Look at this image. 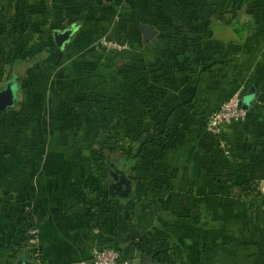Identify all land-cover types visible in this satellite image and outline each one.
Segmentation results:
<instances>
[{"label":"crops","instance_id":"1","mask_svg":"<svg viewBox=\"0 0 264 264\" xmlns=\"http://www.w3.org/2000/svg\"><path fill=\"white\" fill-rule=\"evenodd\" d=\"M193 1L234 26L240 41L219 38L212 14L169 9L167 29L138 20L137 6L180 0H0V94L8 101L0 109V264H91L92 250L107 245L130 264H151L159 251L174 264H222L218 244L227 264H264V229L215 180L222 167L242 166L264 194V0H248L237 15L232 0ZM141 24L157 30L154 42L143 41ZM70 27L57 46L52 32ZM96 38L125 47L107 57ZM236 91L249 97L247 114L226 125L230 153L221 157L206 119ZM122 110L124 131L138 119L148 132L168 131L126 172L120 163L98 166L92 153L96 117L105 133V118L124 121ZM122 173L132 182L129 208L114 197L111 214L97 215L98 195ZM23 207L38 243L17 251Z\"/></svg>","mask_w":264,"mask_h":264},{"label":"trees","instance_id":"2","mask_svg":"<svg viewBox=\"0 0 264 264\" xmlns=\"http://www.w3.org/2000/svg\"><path fill=\"white\" fill-rule=\"evenodd\" d=\"M248 0H232V7L234 10V14L237 15L241 13V9L246 6ZM195 2V3H193ZM136 13L138 16V20L144 22H151L156 27L160 29L164 26L165 29L171 27L170 22L164 21L163 22V14L167 13L169 9H173L176 11L177 9L184 10V12L196 14H212L213 18H216L221 23L218 28H226L229 27L225 24L223 19L219 18V16H214V12H209L208 5H204V3L199 1V5H196V1L193 0H180L179 5L174 6H165V5H152V6H137ZM150 10L152 11V15L150 14ZM141 12L142 15L139 13ZM212 15L210 17H212ZM149 16L153 18V21L149 20ZM208 20H211L210 18ZM169 24V25H168ZM162 25V26H161ZM233 28L234 32L238 35L237 39L229 40L231 42H239L241 37L239 33L236 31L234 26H230ZM97 39V38H96ZM94 39V42L99 49H106L104 46L99 45V41L102 39ZM96 40V41H95ZM107 40V39H106ZM114 41V40H110ZM116 42V41H114ZM117 43V42H116ZM94 44V45H95ZM120 44V43H118ZM123 45V44H122ZM47 47V46H45ZM111 49L110 51H115L116 48H108ZM43 57V56H42ZM125 60V59H124ZM42 61V60H41ZM194 65L197 69V62H194ZM241 92V91H240ZM242 96V92H241ZM85 101L78 105L80 107L82 104L84 105ZM89 109H91V113L94 110H97V102L92 99L87 100L85 103ZM98 111V110H97ZM122 115L125 117L124 122L126 123V129L128 126V111L122 110ZM91 116V114H90ZM99 118V124H95V129L97 130L93 142L95 144V148L92 150L94 156H96V161L99 162L98 166L104 167L106 169L110 168L112 162L120 163L119 167L126 172V170L137 166L141 162H144L149 156L150 151L149 148L151 147H158L165 144L168 140V131L167 129L160 130L157 127L154 128V131L148 132L146 130L147 123L143 119H138L133 121V129L129 132V130H125L122 137L118 136H111L106 132L103 133L100 131V127L102 124V117ZM107 118H105L106 122ZM124 123V124H125ZM99 125V128H97ZM215 136V135H214ZM218 140V137L215 136ZM224 137V133H223ZM219 146V145H218ZM219 155L221 157H225L223 150L219 147ZM234 178L238 179V182L235 184L236 188V198L241 202L244 209L250 212L252 216V220L254 224L258 227H262L264 229V194L261 192L259 183L253 179L246 171L245 167L238 166L236 168H227L222 167L220 174L215 176V180L220 184L221 190H229L230 185ZM108 185L107 182L105 184L104 191L98 195L97 200L98 203L96 205V214L102 217H108L111 214L114 206H115V199L108 194ZM129 198H126V202L122 205L124 209L129 208ZM16 227L18 231L19 237V244L16 245L17 251H21L20 245L26 242L27 235L26 230L30 227V225L34 224L32 220V211L30 209L22 208V211L19 213L16 219ZM262 224V225H260ZM132 245L143 255L147 254L143 249V240L140 238L135 240L136 237L132 236L131 238ZM104 247H111L116 248L113 245H107ZM118 249V248H116ZM119 250V249H118ZM120 251V250H119ZM150 254V253H149ZM121 257L124 258L123 254ZM151 264H174L170 262V259L165 260V256H162V252L152 253L151 255Z\"/></svg>","mask_w":264,"mask_h":264},{"label":"built area","instance_id":"3","mask_svg":"<svg viewBox=\"0 0 264 264\" xmlns=\"http://www.w3.org/2000/svg\"><path fill=\"white\" fill-rule=\"evenodd\" d=\"M100 46L107 48H124L125 45L118 44L114 41L101 39ZM247 109L243 107L242 96L240 91H236L228 99H226L220 107L212 111L207 119L206 130L218 137L219 147L223 150L225 155H229L230 150L227 141L223 138V133L226 125L229 123L242 120L246 117ZM27 240L26 244L33 248L38 243V230L34 224L26 230ZM31 258L39 262V254L32 252ZM91 264H130V262L121 257L120 251L111 247H100L92 250Z\"/></svg>","mask_w":264,"mask_h":264},{"label":"water","instance_id":"4","mask_svg":"<svg viewBox=\"0 0 264 264\" xmlns=\"http://www.w3.org/2000/svg\"><path fill=\"white\" fill-rule=\"evenodd\" d=\"M142 31L143 41H151L154 42L155 34L157 30L152 25L141 24L140 26ZM222 29V28H221ZM224 32H234L232 27L223 28ZM73 33V27L62 29V30H54L52 32L54 41L57 46L63 47L64 43L70 40V36ZM250 93H247L249 95ZM7 97L5 95L0 94V109L4 107V105L8 102ZM245 99V95L242 96V100ZM243 107L246 108V105L243 104ZM132 182L125 175L120 174L116 180L108 185V194L111 197L115 198H127L131 194Z\"/></svg>","mask_w":264,"mask_h":264},{"label":"rangeland","instance_id":"5","mask_svg":"<svg viewBox=\"0 0 264 264\" xmlns=\"http://www.w3.org/2000/svg\"><path fill=\"white\" fill-rule=\"evenodd\" d=\"M206 1H209V0H206ZM219 3L224 1V0H216V3ZM214 0H212V4H213ZM215 31V34L219 37V38H222V39H227V40H235L237 39V34L235 32H224V30H222L221 28H218L216 27V29L214 30ZM106 49H103V52L108 55L107 57H113V53L112 51H110L111 49H108L107 47H105ZM249 97L247 96L245 100L248 101ZM123 125H124V121L119 118V117H116V116H110L108 118V120L106 121L105 123V127H106V133L115 137V136H118V137H122L123 136V133H124V130H123ZM218 183V182H217ZM220 184H217V187L216 189L219 187ZM230 185V193H232L234 196L236 195V188H235V184H234V180L232 181ZM232 194H230L232 196ZM223 239V238H222ZM221 239V240H222ZM223 250V247H220V244L216 245L215 246V249L213 250L214 252V256H215V259L218 260V261H221L222 264H227L225 259H224V254L222 252ZM212 256V255H211ZM210 256L208 255H205L203 258L204 259H207L209 258ZM202 257L200 256V258H198L199 260L201 259ZM197 259V260H198ZM200 261H203L202 259ZM212 262V261H211ZM203 264V263H201Z\"/></svg>","mask_w":264,"mask_h":264}]
</instances>
